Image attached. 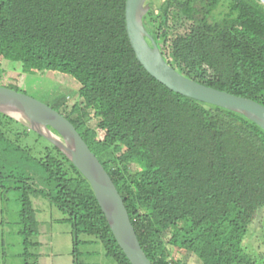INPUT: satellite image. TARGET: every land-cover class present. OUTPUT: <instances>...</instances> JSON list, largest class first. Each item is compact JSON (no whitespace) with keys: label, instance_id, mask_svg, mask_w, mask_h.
<instances>
[{"label":"trees","instance_id":"obj_1","mask_svg":"<svg viewBox=\"0 0 264 264\" xmlns=\"http://www.w3.org/2000/svg\"><path fill=\"white\" fill-rule=\"evenodd\" d=\"M124 6L125 0H0V73L2 62H19L27 75L58 73L78 84L80 103L61 115L107 172L151 264H180L186 253L199 264H258L242 242L264 211V131L148 75L130 47ZM142 23L181 76L264 106L258 0H162ZM39 139L44 145L33 154L26 143ZM10 190L20 198L26 250L35 246L33 196L65 216L74 258L84 235L100 243L104 257L129 264L86 179L56 147L0 113V193Z\"/></svg>","mask_w":264,"mask_h":264},{"label":"water","instance_id":"obj_2","mask_svg":"<svg viewBox=\"0 0 264 264\" xmlns=\"http://www.w3.org/2000/svg\"><path fill=\"white\" fill-rule=\"evenodd\" d=\"M146 1L125 0L124 6L127 38L135 59L146 73L175 94L236 113L264 131L263 105L200 85L181 76L164 61L142 23V18L150 9ZM258 1L264 6V0ZM0 113L25 125L56 147L88 182L108 228L129 264H151L138 243L113 182L73 125L48 106L5 87H0Z\"/></svg>","mask_w":264,"mask_h":264},{"label":"rangeland","instance_id":"obj_3","mask_svg":"<svg viewBox=\"0 0 264 264\" xmlns=\"http://www.w3.org/2000/svg\"><path fill=\"white\" fill-rule=\"evenodd\" d=\"M161 2L162 0L146 1L154 9L158 8ZM225 11L222 6L213 13V16L219 19ZM1 67L5 71L0 73L1 87L13 88L59 114H62L63 111H69L74 103H80L77 96L79 86L68 76L58 73H47L45 76L27 75L22 71L19 62L4 61ZM95 122L96 119L90 118L88 125L94 127ZM50 131L61 142L56 133ZM29 137L32 141L36 139L33 134H30ZM37 143L40 150L44 145L42 140L39 139L32 145L26 143L31 147L33 154H37ZM128 168L129 170L134 169L133 166ZM1 193L0 264H115L111 259L104 257L102 247L97 240L84 235H80L78 240L86 243L77 246V254L74 258L70 226L65 222V216L55 208L50 207L44 200L33 196H29V199L35 212L37 228L30 241L35 246L26 250L20 231V198L18 192L10 190ZM242 243L247 256L255 259L258 264H264V211L258 212L256 220ZM24 252H27V255ZM180 264H199V262L193 255L186 253Z\"/></svg>","mask_w":264,"mask_h":264},{"label":"bare ground","instance_id":"obj_4","mask_svg":"<svg viewBox=\"0 0 264 264\" xmlns=\"http://www.w3.org/2000/svg\"><path fill=\"white\" fill-rule=\"evenodd\" d=\"M17 118H19V117H17ZM23 122L30 124V122L28 120H26V119H23ZM37 128L41 129V127H37Z\"/></svg>","mask_w":264,"mask_h":264}]
</instances>
